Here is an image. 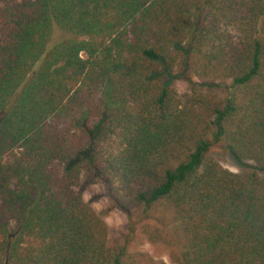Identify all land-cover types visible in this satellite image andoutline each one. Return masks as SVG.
Instances as JSON below:
<instances>
[{"label": "trees", "instance_id": "1", "mask_svg": "<svg viewBox=\"0 0 264 264\" xmlns=\"http://www.w3.org/2000/svg\"><path fill=\"white\" fill-rule=\"evenodd\" d=\"M260 170L264 0H0V264H168L108 246L82 173L130 233L169 226L173 264H264Z\"/></svg>", "mask_w": 264, "mask_h": 264}, {"label": "rangeland", "instance_id": "2", "mask_svg": "<svg viewBox=\"0 0 264 264\" xmlns=\"http://www.w3.org/2000/svg\"><path fill=\"white\" fill-rule=\"evenodd\" d=\"M75 37L73 34L53 26L45 53L52 49L58 42ZM228 83V82H227ZM178 95L189 93L188 83L180 77H174L170 83ZM214 92L224 94L223 89H212ZM208 157L218 162L222 167L240 172L253 165L249 160H237L229 150L221 145L211 148ZM259 174L264 176V171ZM77 189L82 198L96 212H99L108 229L107 244L114 246L127 241V249L130 252L148 253L155 259H162L168 264H173L170 254L177 249V241L173 230L153 218L135 222L133 232H129V221L123 211L114 206L112 200L113 189L108 181H89L87 175L82 173L77 184ZM157 215V212L154 214Z\"/></svg>", "mask_w": 264, "mask_h": 264}]
</instances>
